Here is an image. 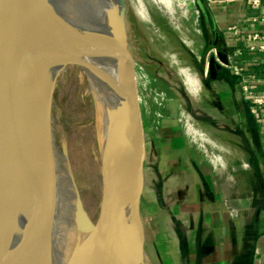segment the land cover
I'll list each match as a JSON object with an SVG mask.
<instances>
[{
	"label": "bare ground",
	"instance_id": "obj_1",
	"mask_svg": "<svg viewBox=\"0 0 264 264\" xmlns=\"http://www.w3.org/2000/svg\"><path fill=\"white\" fill-rule=\"evenodd\" d=\"M154 1L171 11L173 2L183 10L189 0ZM116 2L0 0V264H68L76 241L89 237L75 224L77 186L68 157L54 143L52 102L47 108L54 79L68 62L81 68L98 110L108 205L115 204L119 190L128 222L136 219L128 173L116 187L118 163L109 134L108 109L119 105V85L125 87L102 52L113 45L106 12ZM27 7L29 24L21 18ZM135 7L142 11V0ZM179 72L195 94L200 86L195 73L188 67ZM89 255L90 264H121L113 238L90 242Z\"/></svg>",
	"mask_w": 264,
	"mask_h": 264
},
{
	"label": "crops",
	"instance_id": "obj_2",
	"mask_svg": "<svg viewBox=\"0 0 264 264\" xmlns=\"http://www.w3.org/2000/svg\"><path fill=\"white\" fill-rule=\"evenodd\" d=\"M197 1L211 55L226 53L228 64L192 93V111L226 162L213 165L190 140L175 103L142 110L145 262L264 264V107L243 90L264 96V0Z\"/></svg>",
	"mask_w": 264,
	"mask_h": 264
},
{
	"label": "rangeland",
	"instance_id": "obj_3",
	"mask_svg": "<svg viewBox=\"0 0 264 264\" xmlns=\"http://www.w3.org/2000/svg\"><path fill=\"white\" fill-rule=\"evenodd\" d=\"M142 2L143 10L140 12L135 7L137 0H120L118 6L124 16L128 54L137 76L144 114L150 112L153 103L157 104V94L164 93L167 101L178 106L177 119L182 130L185 132L182 115H189L194 127L209 139L204 143L207 152L221 155L226 162L221 151L224 147L217 141L216 133L195 119L192 92L179 72L180 67H188L197 76L201 87L209 81L210 37L197 0H189L183 10L173 2V12L154 0ZM51 113L55 146L61 152L62 148L66 150L84 207L95 221L103 187L99 157L101 128L95 101L87 92L85 76L81 68L71 62L54 79ZM145 124L144 119L143 127ZM196 138H199L198 134ZM210 142H215L219 149H215ZM142 212L139 208L140 221ZM11 264L16 263L12 261Z\"/></svg>",
	"mask_w": 264,
	"mask_h": 264
},
{
	"label": "water",
	"instance_id": "obj_4",
	"mask_svg": "<svg viewBox=\"0 0 264 264\" xmlns=\"http://www.w3.org/2000/svg\"><path fill=\"white\" fill-rule=\"evenodd\" d=\"M117 1V0H116ZM120 0H118L119 2ZM22 20L30 23V9L24 10ZM107 22L113 40L112 46L102 48L110 69L124 82L125 87L119 85L123 91V98L119 105L108 109L112 156L118 163L115 178L116 187L123 175L131 178V197L133 213L136 219L130 224L126 218L123 197L118 190V199L113 206H109L106 178L102 175V196L97 219L89 217L82 198L76 193V208L74 220L79 232H89V237L83 243H75L68 264H90L89 244L104 238H113L118 246L121 264H145L142 226L139 216L140 195L144 179L145 134L142 120V98L138 90L137 76L134 72L127 49V35L124 16L121 7L116 2L106 12ZM219 60V63L216 61ZM228 64L226 53L216 51L208 61V71L211 78H216L217 70ZM52 88L48 94L47 108L52 102ZM123 88V89H122ZM66 155V150L62 148ZM100 152V151H99ZM101 161V159H100ZM139 216V219H138ZM4 237L0 235V245Z\"/></svg>",
	"mask_w": 264,
	"mask_h": 264
},
{
	"label": "built area",
	"instance_id": "obj_5",
	"mask_svg": "<svg viewBox=\"0 0 264 264\" xmlns=\"http://www.w3.org/2000/svg\"><path fill=\"white\" fill-rule=\"evenodd\" d=\"M209 1H212V0H209ZM223 1H230V0H223ZM243 90H244V93L247 95V96H249V98H250V102H251V104H252V106L253 107H259V106H261V107H264V96H256V95H253V93L247 88V86H244V88H243ZM167 101V99H166V97H165V94L164 93H158L157 94V97H156V102H157V104H159V105H162V104H164L165 102ZM183 116V121H182V125L184 126V128H185V132H186V134L188 135V137L193 141V142H195L196 140H198V142H197V145L200 147V149L204 152V154L207 156V158L213 163V165H215V166H223V160H222V156L221 155H219V154H217V153H212V154H209L208 152H207V150H206V146L204 145V143L206 142L207 143V141H204V140H202V139H200V138H195V137H193L191 134H189L188 132H187V126L188 125H190L192 128H195L194 127V125H193V123H191L190 122V116L189 115H187V116H185L184 114L182 115ZM196 129V128H195ZM197 130V129H196ZM197 131H199V130H197ZM201 134H203L205 137H206V134L204 133V132H201V131H199ZM210 144H212V146H214V148L215 149H219L218 147H217V145H216V143L214 142V143H211L210 142ZM218 156H219V158H218ZM220 157H221V159H220ZM230 212L232 213V214H235V209H231L230 210Z\"/></svg>",
	"mask_w": 264,
	"mask_h": 264
},
{
	"label": "trees",
	"instance_id": "obj_6",
	"mask_svg": "<svg viewBox=\"0 0 264 264\" xmlns=\"http://www.w3.org/2000/svg\"><path fill=\"white\" fill-rule=\"evenodd\" d=\"M197 6H198L199 10L201 11V8H200V6H199V4H198V1H197Z\"/></svg>",
	"mask_w": 264,
	"mask_h": 264
}]
</instances>
